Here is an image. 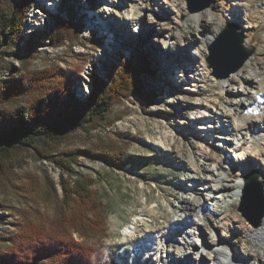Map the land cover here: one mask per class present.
Masks as SVG:
<instances>
[{
    "label": "rangeland",
    "instance_id": "obj_1",
    "mask_svg": "<svg viewBox=\"0 0 264 264\" xmlns=\"http://www.w3.org/2000/svg\"><path fill=\"white\" fill-rule=\"evenodd\" d=\"M14 3L15 7H12ZM18 4L19 0H0V10L8 9L10 14H16ZM241 4L247 5L246 10H241L236 0H213L207 9L190 13L184 0H31L27 12L22 14L20 38L15 43L10 41L12 35L9 29L0 25L2 78L10 77L1 70L4 67L9 68V75L19 72L21 77L49 67L59 69L73 79L72 93L81 102L91 91L93 73L108 83L111 69L124 61L131 64L134 77L139 76L141 80L139 94L128 91L118 96L105 120L88 122L85 131L78 130L59 143L56 151L65 156L54 154V158L69 160L70 155L76 153L77 160L71 164L72 170L79 180L90 184L94 197L103 205L104 237L81 238L69 232L72 239L92 250V264H118L116 261L121 259L117 256L128 249L130 251L131 244L133 247L138 244L140 257L130 263L141 264L145 256V264H189L182 256L185 250L181 249V243L188 241L181 236L184 230L173 229L179 222L181 201L189 202L195 196H204L201 194L204 193L203 184L202 187L199 184L209 178L204 168L205 161L193 148L195 137L200 136L205 146L210 148L220 143L215 138V116L200 120L194 119V113L204 104L212 114L230 110L227 92L220 88L217 81L232 73L228 72L230 62L219 66L217 71L212 69L207 62L208 46L225 26L235 24L244 37V48L253 50L247 60L253 81L257 80L255 76L264 74V0H245ZM206 10L212 13L209 20L207 16L198 21L190 18ZM58 13L72 23H81V38L76 42L55 43L48 40L49 30L55 26L53 16ZM245 16L252 28H244L248 25L243 21ZM138 18L141 21L137 23ZM216 30V36L207 41ZM42 32L47 35H40ZM194 50L215 81L209 78L198 83L200 86L190 85L193 78L202 80L199 74L202 68L195 72L193 65L189 64L190 60L187 62L188 55ZM146 59L149 70L144 64ZM177 68L182 70L180 77H177ZM179 85L188 87L189 93L179 90ZM244 85L240 86L242 95L240 93L238 97L251 103L256 98L253 93L257 85L254 83V90L248 93L243 91ZM29 104L26 101L23 107L27 108ZM254 113L239 112V116L237 113L235 117L254 118L258 115ZM208 125L211 127L207 129ZM106 126L108 130L101 131ZM256 127L246 135L250 142L244 145L241 141L243 151L246 146H258L251 137L255 135V130H262L264 126L258 124ZM226 135L222 133L223 137ZM98 142L118 145L127 156V164L116 167L84 156L83 151ZM228 154L234 155L231 152ZM8 164V173L0 175V248L7 247V240L27 226L52 230L62 207L58 167L30 151L15 152ZM259 164L257 159L249 158L232 165L224 164L223 167L230 174L229 180H232L252 170H256L258 175L260 172L263 174V167ZM246 168L250 171L245 172ZM261 173L258 178L264 185ZM241 194L242 189L237 198L228 197L214 203L217 212L203 208L202 215L190 212V217L200 215L203 229L208 231L212 227L223 226V231H226L222 235L225 237L219 235L221 237L217 242L223 241L232 251L242 246L240 240L247 238L244 240L247 250L255 251L251 261L258 257L263 259L260 254L262 246L254 244L245 233L233 231L231 222L227 223L228 216L234 215L248 223L237 212ZM128 227L133 228L131 235H125ZM167 231L175 233L166 237ZM149 233L172 238L164 244L161 237L147 238ZM234 233H239V237H232ZM211 235L215 237L212 232ZM150 241L158 243L155 255ZM166 244L171 248L168 254L163 253L168 248ZM254 245L256 247L252 250ZM157 254L161 255L160 258ZM123 264L129 263L126 261Z\"/></svg>",
    "mask_w": 264,
    "mask_h": 264
},
{
    "label": "trees",
    "instance_id": "obj_2",
    "mask_svg": "<svg viewBox=\"0 0 264 264\" xmlns=\"http://www.w3.org/2000/svg\"><path fill=\"white\" fill-rule=\"evenodd\" d=\"M30 5L31 0H19L16 14L0 10V25L9 29L12 43L20 38L22 14ZM53 17L55 26L49 30V41L74 43L81 38L79 21L72 23L60 13ZM144 64L149 70L147 59ZM1 70L10 77H0V175L8 173V163L15 152H33L60 170L62 207L52 230L31 225L9 238L7 247L0 248V264H92V250L72 239L69 232L81 238L104 237L103 205L94 197L90 184L79 180L72 170L76 153L69 160L54 158V154L65 156L56 151L64 138L78 130L85 131L92 120H105L118 96L128 91L139 94L141 80L134 77L131 64L124 61L111 69L108 83L93 73L91 91L81 102L72 93L73 79L59 69L49 67L25 77L19 72L9 75L8 67ZM26 101L30 102L27 108L23 107ZM107 130L108 126L101 131ZM83 154L116 167L127 164L125 152L113 143L98 142Z\"/></svg>",
    "mask_w": 264,
    "mask_h": 264
},
{
    "label": "bare ground",
    "instance_id": "obj_3",
    "mask_svg": "<svg viewBox=\"0 0 264 264\" xmlns=\"http://www.w3.org/2000/svg\"><path fill=\"white\" fill-rule=\"evenodd\" d=\"M242 1L245 0H236V3L241 10H246L247 5L245 4L242 5L241 4ZM202 16L204 17L207 16V19L209 20L212 17V13L206 10L203 13L191 15L190 18L198 21L200 18H202ZM247 18H248L247 16L243 18V21H246V24H248L247 26H244V28L249 29L252 28L253 26L251 25V23L248 22ZM139 21H141V18L137 19V23ZM216 34H217V30L216 33L209 35L207 41H211V39H213L216 36ZM187 62L193 65L194 67L193 70H195V72L199 71V67L202 68L199 73L202 80L198 78L195 79L193 78L189 82L190 85H192L193 87L200 86V84L198 83L204 81L205 79L210 78L212 81L216 80L214 76L209 74V72H206L207 70L204 64H202L203 61L196 50H194L193 52L190 53V55H188ZM248 68H249V62H247L246 60L243 63V65H241L236 71L232 72L229 75L226 74L227 76L223 79L217 80L220 85V88L225 89V91L227 92L228 99H230L228 105L230 107V110H228V112H224L220 114L216 112L215 114H212V112H210V109L207 107V105L204 104L202 107L199 108L197 113H194L195 115L194 119L200 118V120L201 119L204 120L207 117L211 119V116L213 115L215 116L214 121L217 123V130L215 131L217 135L215 136V138L217 141H220V143H215V145H213V148L212 147L210 148V146L208 145L205 146L206 143L202 142L200 136L196 135L195 137L196 144L193 145V148L198 153V155H200V158L205 161L204 168L207 169L206 171L208 172L209 178L205 180L203 183L199 184L200 187L203 186L202 192L204 193L201 194H203L204 196L202 197L195 196L189 202H186L185 200L181 201L182 203L181 214L177 219L179 222L175 224L176 227L173 229L175 230L177 228L179 230L183 228L184 230V232L181 233V236L183 239L187 238L188 241L187 242L185 241L186 242L185 244L181 243V245H183L181 249L185 250L182 256H183V260H185L189 264H203L205 261L210 262V264H264V258L262 259L261 257H258L254 261H251L254 258L253 255H255V251L247 250L248 246L244 243V240H246L247 238L240 240L242 241L241 243L242 246L236 247L234 251H232L229 248V246L226 245V243H224L223 241L217 242V240H219V238L221 237L219 235L225 234L226 230L223 231V226L212 227L210 231L204 228L205 229V234H204L203 224H201L199 217L204 213V210L209 212H217L216 208L214 207V203L221 202V200L224 198L227 199L228 197H230L232 199V197L237 198L239 196V193L243 186V180H242L243 176L239 174L237 179L229 180L230 174H228V170L225 167H223L224 164L232 165L234 162L238 163L243 160H248L249 158H255L259 161L260 163L259 165L263 167L261 168V170H263L264 172V129L255 130V135L251 137L257 142L258 144L257 147L250 148L249 146L248 147L246 146L245 150L244 151L242 150L243 144L246 145L247 142H250V138L246 137L247 133L250 132L252 129H255L254 127H256V125L258 124L264 126V74L255 76L257 80L253 81L254 78L251 77V74L248 72ZM176 70L178 73L177 77H180L181 74L179 73L182 70L180 68H177ZM183 81L185 82L186 80ZM242 83L245 84L243 87V91H245V93L252 92V90H254V88L252 87L254 86V83L257 85L255 87L256 92L253 93L256 96V98L251 103H247L243 99L238 97L240 93L242 95V90L240 88V86H242ZM178 87L179 90L187 94L190 91V89L186 86L179 85ZM238 109L241 111H239ZM247 111L255 112L258 115L255 116L254 118L240 117L239 119H237V117H235L237 113H238L237 116H239V112L246 113ZM235 119L236 121H234ZM210 127L211 126L208 125L207 129ZM222 133H226L227 135L223 137ZM242 140H243V144H241ZM216 152L218 153L217 156H213L212 154ZM228 152L229 153L231 152L234 155H230L228 154ZM244 170L245 172L250 171L249 168H246ZM262 176H263L262 178L264 179V173L262 174ZM201 184L203 185L201 186ZM195 189L199 192L201 191L200 188L199 189L195 188ZM263 192H264V185H263ZM230 194L231 196H229ZM203 208L205 209L202 212ZM190 212H194L200 215H194L193 218H191ZM228 218L229 219L227 220L231 221L230 228L233 231H239L245 234L249 231V225L246 224H250V223H244L243 220H241L236 215H234V217L228 216ZM183 221H187V222L184 223ZM262 225L264 226V216L261 225L258 227V230H255L251 236H247V237L254 244L258 246L259 245L262 246L261 247L262 251L260 252V254H262V256L264 257V227L262 228L261 227ZM167 232L168 233L165 234L166 237L168 235H173L175 233L173 231L172 232L167 231ZM211 232L212 234H215V237L214 235L213 236L211 235ZM132 233H133V228L128 227L127 229H125V235L126 234L131 235ZM154 237H161V241L164 242V244L167 243V240L169 241V239L172 238L169 237V239H167L166 237H162L161 235L152 234V233H149L147 236V238L149 239H154ZM222 237L225 236L222 235ZM232 237L238 238L239 233H234ZM150 244H151L150 248L152 249V251L154 250L157 251L158 243L151 242ZM137 245L133 247V244H131L132 249H130V251L128 249L126 252H122V254L118 255L117 257L120 258L121 261L120 262L116 261V262L118 264H123L127 261L129 264H134L130 262L137 259L139 256L137 253ZM184 245H186L188 248L185 247ZM256 245H254V248L252 250L255 249ZM167 246L168 245L166 244V247ZM164 247L165 245L162 248L164 249ZM181 249H177V250L180 251ZM170 252H171V248H169L168 246V248H166L163 253L168 254ZM155 254L156 252L154 251L153 255ZM157 255L160 258L161 255L159 254ZM144 260L145 261H143L141 264H145V262L147 261L145 256H144Z\"/></svg>",
    "mask_w": 264,
    "mask_h": 264
},
{
    "label": "water",
    "instance_id": "obj_4",
    "mask_svg": "<svg viewBox=\"0 0 264 264\" xmlns=\"http://www.w3.org/2000/svg\"><path fill=\"white\" fill-rule=\"evenodd\" d=\"M190 13L207 9L213 0H184ZM244 37L235 24H229L219 33L208 46L207 62L212 69L230 62L228 72L236 71L253 54L243 46ZM216 75V73H215ZM256 170L243 175V188L237 212L254 228L261 225L264 216L263 183L259 180Z\"/></svg>",
    "mask_w": 264,
    "mask_h": 264
},
{
    "label": "built area",
    "instance_id": "obj_5",
    "mask_svg": "<svg viewBox=\"0 0 264 264\" xmlns=\"http://www.w3.org/2000/svg\"><path fill=\"white\" fill-rule=\"evenodd\" d=\"M228 222H231V221L227 220V223ZM255 230H258V227L254 228V227L249 226V231L246 233V235L247 236H251L254 233Z\"/></svg>",
    "mask_w": 264,
    "mask_h": 264
}]
</instances>
